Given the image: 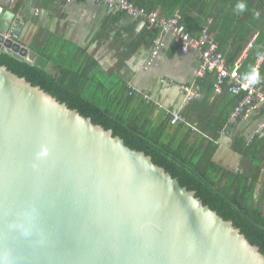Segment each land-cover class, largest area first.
<instances>
[{
	"label": "water",
	"instance_id": "water-1",
	"mask_svg": "<svg viewBox=\"0 0 264 264\" xmlns=\"http://www.w3.org/2000/svg\"><path fill=\"white\" fill-rule=\"evenodd\" d=\"M0 54L48 61L7 34ZM0 264H264L144 153L0 67Z\"/></svg>",
	"mask_w": 264,
	"mask_h": 264
},
{
	"label": "trees",
	"instance_id": "trees-1",
	"mask_svg": "<svg viewBox=\"0 0 264 264\" xmlns=\"http://www.w3.org/2000/svg\"><path fill=\"white\" fill-rule=\"evenodd\" d=\"M128 1L147 11H158L163 18L179 15L180 22L194 38L208 26L209 35L228 64L238 60L256 36L240 74L248 76L261 57L257 78L264 85V0ZM238 3L245 5L243 12L237 11ZM158 34V30L151 29L144 36L152 45ZM30 49L48 61L47 68L18 61L4 53L0 54V67L91 119L94 125L112 131L129 149L150 157L156 166L177 179L181 187L195 192L205 206L223 220L231 221L264 255V134L256 135L250 143L243 133L233 138L232 150L241 156L237 171L215 161L219 134L228 127L230 113L242 96H233L223 89L217 101L225 103L227 111L220 112L213 122L208 121L202 127L209 135L205 138L184 124L172 125L169 113L160 114L128 88L119 75L115 81L102 79L95 60L84 50L76 48L73 54L53 56L44 48ZM215 81L216 76L207 73L196 84L200 89L207 86L213 89ZM254 114L257 120L263 118L264 110Z\"/></svg>",
	"mask_w": 264,
	"mask_h": 264
},
{
	"label": "crops",
	"instance_id": "crops-1",
	"mask_svg": "<svg viewBox=\"0 0 264 264\" xmlns=\"http://www.w3.org/2000/svg\"><path fill=\"white\" fill-rule=\"evenodd\" d=\"M0 7L4 12L14 14V22L21 30L17 42L22 47L29 50L32 46L44 48L53 56L73 54L76 48L84 50L95 60L98 72L105 79H110V74H115L118 79L119 75L128 88L152 104L160 114L177 113L183 119L180 124L202 137L209 136L202 127L208 121L213 122L220 112L227 111L225 103L217 101L220 94L215 93L212 86L200 89L196 84L200 79L197 54L190 52L181 56L168 36L164 37L166 48L151 67H145L152 45L144 36L150 29L141 20L130 18L129 21L126 16L116 15L120 13L109 11L105 4L94 0L72 4H66L64 0H17L15 4L0 0ZM35 9L39 10L37 16ZM182 86L197 87L188 102L181 92ZM262 119L257 120V116L251 114L234 125L228 123L216 142L219 149L215 161L220 157L235 158L233 169L225 164L222 166L237 171L241 156L232 150L233 138L243 133L247 140Z\"/></svg>",
	"mask_w": 264,
	"mask_h": 264
},
{
	"label": "built area",
	"instance_id": "built-area-1",
	"mask_svg": "<svg viewBox=\"0 0 264 264\" xmlns=\"http://www.w3.org/2000/svg\"><path fill=\"white\" fill-rule=\"evenodd\" d=\"M66 4H72L80 0H64ZM15 4L17 0H10ZM96 3L105 4L109 11H117L134 20H141L148 29L159 31L157 37L152 41L150 56L145 64L146 68L151 67L160 53L166 48L165 36H168L177 45L178 52L181 56H186L190 52L197 54L199 67L197 76L204 77L207 73H213L216 81L213 86L215 93L221 94L223 89L233 96H242V100L230 113L228 123L234 125L244 121L251 114L264 110V85L263 81L257 78L259 66L262 63L260 57L250 74L243 77L240 74V68L247 52L251 49L256 36L249 42L242 55L233 64H228L224 56L218 50V44L208 33V26H205L201 34L194 38L180 22V16L175 15L172 18L160 17L158 11H147L144 8L137 7L128 0H94ZM38 9L34 10L37 16ZM211 20L208 21V25ZM20 28L17 23L11 26L7 37L13 38L20 34ZM197 90V87L194 88ZM186 86L181 87L186 101H190L195 94V90ZM183 123L180 115L171 113V124L176 125ZM264 133V117L255 127L254 132L249 136L247 142L250 143L258 134Z\"/></svg>",
	"mask_w": 264,
	"mask_h": 264
},
{
	"label": "rangeland",
	"instance_id": "rangeland-1",
	"mask_svg": "<svg viewBox=\"0 0 264 264\" xmlns=\"http://www.w3.org/2000/svg\"><path fill=\"white\" fill-rule=\"evenodd\" d=\"M100 77L102 79H105V76H103V74L100 75ZM110 79H112L113 81L117 80V76L115 74H110ZM217 162L221 165L225 164L228 168L233 169L235 164H236V159L232 158V157H220L219 160H217Z\"/></svg>",
	"mask_w": 264,
	"mask_h": 264
},
{
	"label": "clouds",
	"instance_id": "clouds-1",
	"mask_svg": "<svg viewBox=\"0 0 264 264\" xmlns=\"http://www.w3.org/2000/svg\"><path fill=\"white\" fill-rule=\"evenodd\" d=\"M236 9L238 12H243L245 10V5L243 3H238Z\"/></svg>",
	"mask_w": 264,
	"mask_h": 264
}]
</instances>
